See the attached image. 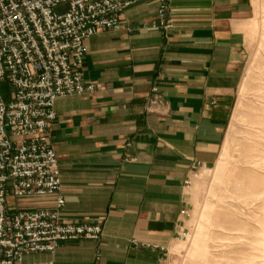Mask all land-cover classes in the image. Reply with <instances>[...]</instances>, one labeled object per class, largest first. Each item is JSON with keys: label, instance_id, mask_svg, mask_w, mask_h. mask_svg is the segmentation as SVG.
<instances>
[{"label": "crops", "instance_id": "1", "mask_svg": "<svg viewBox=\"0 0 264 264\" xmlns=\"http://www.w3.org/2000/svg\"><path fill=\"white\" fill-rule=\"evenodd\" d=\"M168 1V32L144 28L159 9L148 0L126 8L117 30L93 36L84 84L96 91L55 104L61 222L101 224L102 237L66 242L27 262L167 264L185 231L193 174L215 167L222 154L255 0ZM154 90L159 102L152 104ZM16 202L41 210L56 200Z\"/></svg>", "mask_w": 264, "mask_h": 264}, {"label": "built area", "instance_id": "2", "mask_svg": "<svg viewBox=\"0 0 264 264\" xmlns=\"http://www.w3.org/2000/svg\"><path fill=\"white\" fill-rule=\"evenodd\" d=\"M146 1L0 0V88L7 83L12 89L9 103L0 92V264H53L26 259L53 254L66 242L102 237L101 224L61 222L65 200L51 144L54 108L59 99L96 91L84 84L88 41L117 30L126 8ZM158 2L155 20L144 28L168 32L172 7L168 0ZM154 95L152 104L159 102L157 90ZM52 196L53 209L13 211L9 203Z\"/></svg>", "mask_w": 264, "mask_h": 264}, {"label": "rangeland", "instance_id": "3", "mask_svg": "<svg viewBox=\"0 0 264 264\" xmlns=\"http://www.w3.org/2000/svg\"><path fill=\"white\" fill-rule=\"evenodd\" d=\"M0 92L9 103L12 89L7 83L1 85ZM263 120L264 0H255L248 29L244 73L222 154L215 167L194 172L187 191L189 213L183 231L188 237L174 242L167 264H225V258L232 256L238 248L241 241L237 239V235L224 229L240 223L242 225V222L251 218L250 214L254 211L250 207L245 209L247 206L237 201V192L241 190L238 182L255 173L254 162L264 145L261 127ZM32 199L34 198L17 201L20 202L19 205H23ZM9 203L13 211L18 209L15 199H10ZM247 229L249 232L254 231L249 226ZM258 256L249 264H264V255ZM219 259H223V262Z\"/></svg>", "mask_w": 264, "mask_h": 264}, {"label": "bare ground", "instance_id": "4", "mask_svg": "<svg viewBox=\"0 0 264 264\" xmlns=\"http://www.w3.org/2000/svg\"><path fill=\"white\" fill-rule=\"evenodd\" d=\"M261 127H262L263 139H264V120L261 123ZM254 171H255L254 174L249 175L238 182V186L241 190L237 192L238 193L237 201L247 206L246 208L244 206L245 209L250 207L254 211L252 212V214H250L251 218L245 220L246 222L243 220L244 222H242V225L240 223L238 225H234L231 228L224 229V230H228L230 233L232 232V235L236 234L237 239L241 241L238 248L235 250L232 256L227 258L224 257L225 264H249L252 262L253 259L259 258L258 254L264 255V145H263V150L260 152V155L256 158L254 162ZM238 215L237 217H239ZM248 226L253 228L254 231L249 232L247 229ZM223 247L225 248V246ZM205 254L206 253H204V256H206Z\"/></svg>", "mask_w": 264, "mask_h": 264}]
</instances>
